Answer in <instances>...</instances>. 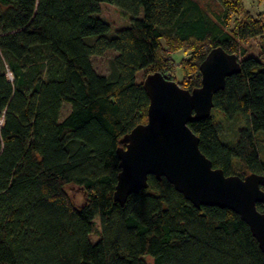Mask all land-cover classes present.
<instances>
[{"label": "trees", "instance_id": "1", "mask_svg": "<svg viewBox=\"0 0 264 264\" xmlns=\"http://www.w3.org/2000/svg\"><path fill=\"white\" fill-rule=\"evenodd\" d=\"M216 1L221 12L196 0H0V264H264L238 214L197 208L164 177L150 175L124 205L114 200L117 150L148 121L137 74L165 77L163 43L191 53L181 66L192 91L212 49L238 55L264 34L250 14L232 28L242 0ZM103 3L130 24L112 31ZM110 51L100 74L92 59ZM240 63L213 98V110L243 122L238 137L223 139L212 114L189 127L214 168L264 176V48Z\"/></svg>", "mask_w": 264, "mask_h": 264}, {"label": "water", "instance_id": "2", "mask_svg": "<svg viewBox=\"0 0 264 264\" xmlns=\"http://www.w3.org/2000/svg\"><path fill=\"white\" fill-rule=\"evenodd\" d=\"M201 86L192 91L168 81L160 73L146 76L148 121L135 127L117 150L120 173L114 200L127 198L148 187V178H166L195 207H219L238 214L250 227L264 251V176L225 175L214 168L200 150V139L189 124L211 116L214 95L225 88L228 77L241 72L236 54L222 47L211 50L200 65Z\"/></svg>", "mask_w": 264, "mask_h": 264}, {"label": "rangeland", "instance_id": "3", "mask_svg": "<svg viewBox=\"0 0 264 264\" xmlns=\"http://www.w3.org/2000/svg\"><path fill=\"white\" fill-rule=\"evenodd\" d=\"M202 8L207 10L209 13L221 12V6L216 0H196ZM244 5L241 9L232 15L231 26L234 28L235 22H242L245 20L246 15L252 16L254 19H260L264 21V0H242ZM101 14L99 17L108 22L111 26L112 31L122 29L130 24V18L122 14V12L115 6L103 3L101 4ZM164 42V41H163ZM171 48L175 49V45L172 44ZM168 48L166 43H163V51L161 56L164 59V66L168 68L165 72V79L168 81L175 82L181 88L184 83V71L181 63L185 62L191 57V53L185 49L171 50ZM241 52L238 53L239 61H242L247 57H258L262 53L264 48V34L260 37L250 39L243 43H240ZM115 56L113 51L107 52L104 56L94 57L92 59L93 66L100 74L109 73L110 60ZM152 69H147L137 74L138 81H144L149 73H153ZM161 72V71H160ZM10 76V75H9ZM11 79V77H10ZM184 89V88H183ZM70 112V106L64 104L61 119L63 120ZM212 117L217 123H219L223 139L234 141L238 137V131L243 126V122L237 120L235 122H229L225 116L218 110L212 111ZM260 153L264 159V134H258ZM96 239V238H95ZM149 258V257H148ZM150 259V258H149Z\"/></svg>", "mask_w": 264, "mask_h": 264}]
</instances>
